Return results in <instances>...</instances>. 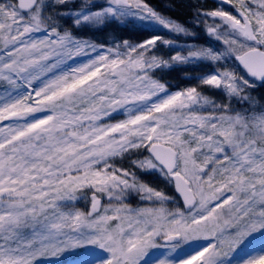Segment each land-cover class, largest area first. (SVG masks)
<instances>
[{
  "label": "snow or ice",
  "instance_id": "obj_1",
  "mask_svg": "<svg viewBox=\"0 0 264 264\" xmlns=\"http://www.w3.org/2000/svg\"><path fill=\"white\" fill-rule=\"evenodd\" d=\"M72 2L0 0V264H51L86 246L100 250L92 264H264V97L252 94L264 88V0L192 6L222 49L158 34L106 47L60 21L196 32L146 0L64 10ZM202 62L214 69L192 78L222 100L199 85L170 91L157 74ZM136 170L174 184L182 205ZM134 195L152 206L132 207ZM161 247L178 259L157 262Z\"/></svg>",
  "mask_w": 264,
  "mask_h": 264
},
{
  "label": "rangeland",
  "instance_id": "obj_2",
  "mask_svg": "<svg viewBox=\"0 0 264 264\" xmlns=\"http://www.w3.org/2000/svg\"><path fill=\"white\" fill-rule=\"evenodd\" d=\"M169 1V0H168ZM167 0H146L147 3L150 4L153 8H155L158 12L162 13L167 17H171L174 20H177L181 23L186 24L191 27L195 32L196 36L193 37H185L183 35H176L174 33L169 32L167 29H164L162 26L153 25L143 31H130L125 28H117L115 25H111L106 28L104 31H98L91 28H74L72 27V23L70 19H62L60 23L65 27L71 28L73 33L82 38L91 40L94 43L100 44L103 42H107L106 47L112 46L114 42H119L121 39H128L133 42H138L143 39H147L150 37V34H158L163 36L165 39H171L176 41L177 44L184 46L187 44H195L198 46L204 47H214L218 49H222V44L214 37H211L205 31L206 24L199 23L198 25L193 23V17L195 15V7L193 5L200 6L206 9H213L220 6V0H176L178 4H181L185 9V14L182 18H175L173 14V7L170 6ZM96 3H104V0H95ZM80 3V0H74V2L69 3L66 9L69 10L74 8L76 5ZM224 7L228 10H233L231 5H224ZM212 21L209 19L207 24H211ZM44 33H35L34 38L43 37ZM160 55L165 56L166 58L172 54V50L165 46H160L159 53ZM96 54L92 52H88L86 55H81L76 57L74 60H70L67 63L71 66H76L78 64L86 62L90 57H94ZM220 63L224 64L225 67L231 68L233 65V61L231 59L225 61H221ZM214 69L213 66H209V62L202 63H193L190 65L179 66L175 70L167 71L164 73H157L158 75H162L164 81L168 83L170 91H180L185 90L188 87L198 86L199 81L192 78L198 75H203L205 73L211 72ZM35 86H39L38 83ZM9 87L7 84H0V92L4 90V88ZM198 90L204 92L206 95L214 96L217 100L223 99V94L217 89H214L210 86L199 85ZM255 97H264V88L257 87V89L252 93ZM235 104V101L233 102ZM238 106V105H237ZM37 116L46 115V113H37ZM125 118L123 115L117 117V119ZM114 122V121H113ZM7 123V122H5ZM146 155V153H145ZM125 166L127 167V161H125ZM137 171V175L141 180L148 183L150 186L157 188V190L164 191L169 196H175L176 199L180 200L178 194L175 191L174 184H166L162 179L159 178L158 174H147L145 172ZM103 203V200H102ZM130 203L132 207H150L151 202L141 201L138 196H132L130 198ZM182 205V202L180 200ZM169 207H174V205H168ZM76 208L80 210H87L90 207V201L80 200L75 205ZM209 241L201 240L197 242V246L206 245ZM163 244V241H161ZM99 249H96L94 246H86L83 249L73 250L70 253L64 254L62 257L58 258V260H52L51 264H92L94 259V253L99 252ZM170 249L167 247H161L157 249H152L150 252V256L154 257L158 262L159 260L168 259L175 260L178 259L176 253H172L169 255ZM147 259V258H146Z\"/></svg>",
  "mask_w": 264,
  "mask_h": 264
},
{
  "label": "trees",
  "instance_id": "obj_3",
  "mask_svg": "<svg viewBox=\"0 0 264 264\" xmlns=\"http://www.w3.org/2000/svg\"><path fill=\"white\" fill-rule=\"evenodd\" d=\"M163 1V0H161ZM168 1V0H167ZM168 3L170 4V6L173 7V14L175 18H182L185 14V8L181 6V4H178L176 2V0H169Z\"/></svg>",
  "mask_w": 264,
  "mask_h": 264
},
{
  "label": "water",
  "instance_id": "obj_4",
  "mask_svg": "<svg viewBox=\"0 0 264 264\" xmlns=\"http://www.w3.org/2000/svg\"><path fill=\"white\" fill-rule=\"evenodd\" d=\"M179 196V195H178ZM180 198V197H179ZM181 200V199H180ZM181 202H182V200H181Z\"/></svg>",
  "mask_w": 264,
  "mask_h": 264
}]
</instances>
